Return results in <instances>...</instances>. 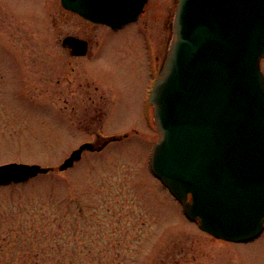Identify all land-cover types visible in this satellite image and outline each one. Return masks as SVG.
I'll list each match as a JSON object with an SVG mask.
<instances>
[{"label": "rangeland", "instance_id": "1", "mask_svg": "<svg viewBox=\"0 0 264 264\" xmlns=\"http://www.w3.org/2000/svg\"><path fill=\"white\" fill-rule=\"evenodd\" d=\"M175 1L112 29L60 0H0V164L51 168L0 185V264H264V230L213 237L150 172L147 38L162 63ZM67 34L89 40L86 55L69 54ZM125 133L58 168L81 143Z\"/></svg>", "mask_w": 264, "mask_h": 264}, {"label": "water", "instance_id": "2", "mask_svg": "<svg viewBox=\"0 0 264 264\" xmlns=\"http://www.w3.org/2000/svg\"><path fill=\"white\" fill-rule=\"evenodd\" d=\"M146 0H61L93 22L117 27ZM72 55L88 41L62 38ZM264 0H178L172 35L149 102L159 136L150 167L198 226L228 241H245L264 226ZM84 142L59 165L63 170ZM50 167L0 164V185L25 181Z\"/></svg>", "mask_w": 264, "mask_h": 264}, {"label": "flooded vegetation", "instance_id": "3", "mask_svg": "<svg viewBox=\"0 0 264 264\" xmlns=\"http://www.w3.org/2000/svg\"><path fill=\"white\" fill-rule=\"evenodd\" d=\"M150 0H147V3L145 4V7H144V11H143V13H141L140 14V16L136 19V20H134V22H137L139 19H140V17L145 13V10H146V6H147V4H148V2H149ZM177 1V0H176ZM176 1H175V4H176ZM78 15V14H77ZM79 16V15H78ZM80 18H82L81 16H79ZM83 20H85V21H87V22H90V21H88V20H86V19H84V18H82ZM90 23H93V22H90ZM128 23H130V22H128ZM93 24H96V23H93ZM106 26V25H105ZM170 29H171V27H172V22L170 23ZM67 35H69V34H67ZM151 37V36H150ZM149 36H148V38H147V41H148V47H149V49H150V55H151V57H150V71H149V75H151L152 77H153V80H154V78H155V76H156V74L158 73V70H159V68H160V65H161V63L160 62H158V56H157V54H156V47H155V45H154V43H153V41H152V39L150 38ZM88 42H89V40L88 39H86ZM149 88L150 87H148L147 88V93H148V91H149ZM95 90H97V87H95L94 88ZM100 96H102V95H100ZM103 97V96H102Z\"/></svg>", "mask_w": 264, "mask_h": 264}]
</instances>
